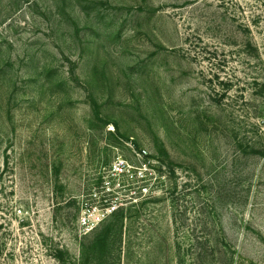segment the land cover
Here are the masks:
<instances>
[{"label":"rangeland","instance_id":"rangeland-1","mask_svg":"<svg viewBox=\"0 0 264 264\" xmlns=\"http://www.w3.org/2000/svg\"><path fill=\"white\" fill-rule=\"evenodd\" d=\"M262 76L264 0H0V264H264Z\"/></svg>","mask_w":264,"mask_h":264},{"label":"trees","instance_id":"trees-1","mask_svg":"<svg viewBox=\"0 0 264 264\" xmlns=\"http://www.w3.org/2000/svg\"><path fill=\"white\" fill-rule=\"evenodd\" d=\"M263 75V74H261ZM255 86H256V95H259V97L261 98L262 101V105H264V77L262 76L261 78L257 79V81H255ZM254 117L256 119H264V112H255ZM111 232V230H106L104 233V237L103 240H101V243H105L107 242L108 238H109V233Z\"/></svg>","mask_w":264,"mask_h":264},{"label":"built area","instance_id":"built-area-1","mask_svg":"<svg viewBox=\"0 0 264 264\" xmlns=\"http://www.w3.org/2000/svg\"><path fill=\"white\" fill-rule=\"evenodd\" d=\"M143 154L146 155L147 153L146 152H143ZM118 167H120V166H118Z\"/></svg>","mask_w":264,"mask_h":264}]
</instances>
